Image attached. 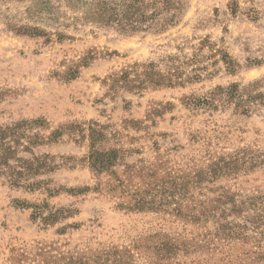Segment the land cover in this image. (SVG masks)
<instances>
[{"label": "rangeland", "instance_id": "374dc122", "mask_svg": "<svg viewBox=\"0 0 264 264\" xmlns=\"http://www.w3.org/2000/svg\"><path fill=\"white\" fill-rule=\"evenodd\" d=\"M90 128L130 151L127 164L184 170L244 153L247 171L206 186L264 196V0H0V264L13 250L44 264L177 230L105 193H66L98 182ZM36 206L72 215L46 227Z\"/></svg>", "mask_w": 264, "mask_h": 264}, {"label": "trees", "instance_id": "16d2710c", "mask_svg": "<svg viewBox=\"0 0 264 264\" xmlns=\"http://www.w3.org/2000/svg\"><path fill=\"white\" fill-rule=\"evenodd\" d=\"M15 32L21 36H45L39 28L21 27ZM82 65L87 66V60ZM126 77L119 81L125 87L131 84ZM89 140L88 166L98 182L93 188L69 189L66 193L74 197L89 192L105 193L117 201V210L159 214L167 217L177 230L138 236L127 246L75 247L65 254L49 255L44 264H264V196H245L230 189L213 190L206 186L247 171V166L256 162L254 158L241 153L224 163L210 157L202 166L175 170L164 159L147 165L127 164L131 152L106 148L108 140L103 128H90ZM4 147L0 142L3 153ZM0 158L7 160L3 155ZM13 185L20 187L18 182ZM33 187L28 186L30 191ZM57 194L59 191H50L51 197ZM33 215L34 220L41 218L43 225L49 227L72 213L62 208L43 216L41 206H36ZM23 257L24 253L13 250L11 264H21Z\"/></svg>", "mask_w": 264, "mask_h": 264}]
</instances>
